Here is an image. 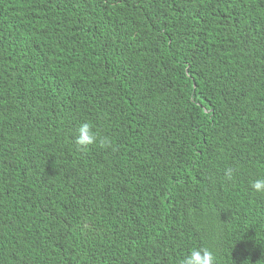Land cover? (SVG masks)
Instances as JSON below:
<instances>
[{
	"label": "trees",
	"instance_id": "obj_1",
	"mask_svg": "<svg viewBox=\"0 0 264 264\" xmlns=\"http://www.w3.org/2000/svg\"><path fill=\"white\" fill-rule=\"evenodd\" d=\"M257 179L264 0H0V264H264Z\"/></svg>",
	"mask_w": 264,
	"mask_h": 264
},
{
	"label": "clouds",
	"instance_id": "obj_2",
	"mask_svg": "<svg viewBox=\"0 0 264 264\" xmlns=\"http://www.w3.org/2000/svg\"><path fill=\"white\" fill-rule=\"evenodd\" d=\"M75 144L79 151H86L90 146L97 145L102 149L112 148V142L109 138H101L92 129L89 123L82 124L77 130ZM237 169L229 167L225 170L227 180H232ZM251 189L264 194V179H257L250 183ZM181 264H216V258L213 252L208 248L193 249L190 254L183 259Z\"/></svg>",
	"mask_w": 264,
	"mask_h": 264
}]
</instances>
